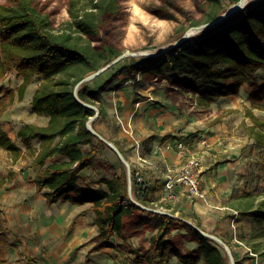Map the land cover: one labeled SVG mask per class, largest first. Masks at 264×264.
Instances as JSON below:
<instances>
[{"label":"trees","instance_id":"1","mask_svg":"<svg viewBox=\"0 0 264 264\" xmlns=\"http://www.w3.org/2000/svg\"><path fill=\"white\" fill-rule=\"evenodd\" d=\"M238 1L205 0L200 6L202 19L192 23L191 27L212 21ZM71 2L75 6L71 11L72 21L62 30L53 27L50 17L39 11L35 0H12L10 4H0V80L9 73L21 78L17 99L22 101L32 80L41 78L31 101V111L47 118L48 123L44 126L24 124L17 132V138L33 152L31 166L39 168L32 179L37 192L45 194L48 207L61 201L77 205L91 203L98 229L93 238L95 250L113 247V236L126 242L129 223L146 216L151 222L155 221L157 231L151 237L148 249L142 253L139 264H166L172 258L180 264H198L200 260L203 264H229L227 253L219 244L187 223L136 206L129 198L127 169L123 163H120V171L115 170L111 177L101 178L98 187L80 185L81 173L96 168L97 160L109 147L88 129L87 123L96 112L75 99L74 89L81 80L122 54L108 40L102 41L100 46L94 44L101 36L104 18L117 14L120 5L119 0ZM78 3L82 6L78 7ZM131 58L134 63L124 70L132 72L136 81L156 83L164 80L166 74L188 70L193 78L173 81L177 90L171 87L170 96L177 99L183 91L193 92L199 112L209 110L218 98L239 97L241 89L248 86L251 90L250 108L246 109V117L253 125L244 123L245 130L249 139L254 140L252 148L264 149V119L253 112H264V83L255 79V74L264 70V2L249 5L229 22L204 31L163 55ZM109 84L108 80L91 88L89 81L78 91L83 103L99 109L98 119L101 120L106 119L107 112L98 100L109 90ZM14 100L11 89L0 90V120ZM223 117L209 124L215 125ZM97 120L92 125L99 132L95 127ZM33 142L39 143L37 150L33 148ZM112 143L129 161L120 143L114 140ZM0 148L15 160L23 154L2 129ZM131 170L133 197L138 203L157 209L149 199V194L154 195L158 190L157 184L145 182L143 173L132 164ZM6 184V180H0V190ZM253 206L250 201L243 212H251ZM258 206L256 212L264 218V202ZM170 213L175 215L172 210ZM179 217L189 220L186 214ZM195 225L202 229L200 219L197 218ZM180 229L192 233L189 242L195 243L197 249L183 250L172 240V232ZM12 246L0 215V264H9L7 252Z\"/></svg>","mask_w":264,"mask_h":264},{"label":"rangeland","instance_id":"2","mask_svg":"<svg viewBox=\"0 0 264 264\" xmlns=\"http://www.w3.org/2000/svg\"><path fill=\"white\" fill-rule=\"evenodd\" d=\"M35 1L39 11L50 17L56 30H62L67 23L72 21L71 11L75 10V6L73 7L71 0ZM263 2L264 0H257L253 4ZM10 3L12 0H0V4ZM204 3L205 0H119L118 13L104 18L101 25V36L94 41V44L100 46L102 41L108 40L122 54L159 53L160 50L195 28L191 27V24L202 19L200 6ZM81 6L82 3H78V7ZM132 59L131 57L124 58L90 81L91 88H97L104 82L110 81L109 90L105 91L98 100V103L106 110L107 116L104 120L101 118L97 120L96 129L111 142L119 140L126 148L130 164L135 165L136 169L143 173L145 182L154 184L155 178H158V190L154 195L149 194V199L156 208L158 207L157 209L171 212L170 210L177 202L185 199L192 206L188 211L189 220L196 224L200 216L202 230L223 239L232 249L236 264H255L246 249L236 240L257 253L259 264H264L262 257L264 218L256 212L260 207L259 203L264 202V149L252 148L249 143L251 139L245 130L244 123L246 125L248 123L249 126L253 125L251 119L246 117V109L250 108V102L247 101L249 91L247 90V94L243 92L246 86L241 89L239 97H233L232 102H225L224 98H218L209 110L202 112L198 111L200 109L196 105L194 93L183 91L178 105L174 107L183 111L182 118L187 121L185 128L188 127L190 128L188 130H193V132H184L185 134L177 139L202 136L212 143L208 148L195 150L194 153V156L199 158L204 166L203 197L194 198L184 187L175 184L173 189L175 199H170L165 189L167 177L176 175L179 168L167 162L159 163L158 160L151 167L152 169H148L150 167L147 165H140L137 159L138 154L141 155L143 152L145 154L150 138L146 141L138 139H140V130L146 132L144 124L149 125L150 119L153 118L150 115L151 112L159 111L162 109L161 106L168 109L173 108L174 98L170 97L171 92L169 91L171 87L177 89L173 81L189 80L193 78V75L188 70H181L166 74L164 80L156 84L136 81L134 80L136 76H133L132 72L124 70L134 63L135 60L132 61ZM255 79L259 83H264V70L257 72ZM21 83L22 79L18 78L15 73H9L0 80V90L8 88L15 95L14 103L8 106L1 117L0 129L5 131L23 150L22 156L15 160L10 153L0 148V180L4 179L8 182L0 190V215L5 231L14 245V249L8 252L10 264H38L37 258L49 242H52L51 247L55 248L63 244L62 253L66 258L70 256L66 264H87V262L90 264H139L149 237L155 230V221L151 222L146 216H141V219L135 218L129 223L127 230L129 241H127L126 249L120 253L122 259L120 257L118 263L114 255L88 251L89 235L83 242L82 248L69 245V234L72 233L64 228V222L55 229L40 227L43 222H47L49 217L55 220L60 213L65 211V208L61 205L55 208L56 210L54 208L47 210L43 193L37 194L29 186L37 169L31 166L33 152L28 151L17 138V132L24 124L44 126L48 123V119L37 116L31 111V101L36 88L41 83V78L35 77L32 80L24 99L19 101L17 97ZM233 102L236 104L235 108H232ZM227 111L232 112L227 113ZM253 112L264 119V112L259 110ZM222 115L224 117L219 123L209 124ZM243 115L247 123L245 120L240 122ZM219 126L221 130L213 134V131H216L215 128ZM32 145L35 150L39 148L37 142H33ZM154 149L152 144V153ZM120 163L113 151L107 148L102 157L97 160L96 168L85 179L95 186L101 178L111 177L115 170L120 171ZM139 181L142 183L143 178L140 177ZM13 184L19 186L17 187L18 194L12 190ZM250 201L254 203L253 210L245 214L243 210ZM34 213L38 214L35 216ZM51 221L45 224H51ZM91 224L92 220L87 224L88 232H90ZM38 232L42 234H40L41 237ZM172 234L174 235L172 240L183 250L190 246L188 242L192 233L180 229L174 230ZM69 249H72L71 253H74H69ZM78 259H82V263L77 262Z\"/></svg>","mask_w":264,"mask_h":264},{"label":"crops","instance_id":"3","mask_svg":"<svg viewBox=\"0 0 264 264\" xmlns=\"http://www.w3.org/2000/svg\"><path fill=\"white\" fill-rule=\"evenodd\" d=\"M144 83H148V82H144ZM156 83H154V84H156ZM247 90L249 91L247 101H249V94L251 92L249 87L246 86L245 90H243V92H245V94H247V92H248ZM240 93H241V91H240ZM181 95L182 94H180L177 99L175 98L173 100V104H172L173 108L168 109L164 106H161L162 109H160L159 111H156V112L150 111L151 113L150 112L149 113H150L151 117H153V118L150 119L151 121L149 122V125L144 124V130L146 132H142L143 130H140L141 134H140V139H138V140L146 141L147 139L150 138L147 142V145H146L145 154L143 152V154H141V156L152 161L153 166H154V163L157 162L156 160H158L159 163H161V162L162 163H165V162L170 163L175 168H179L178 170L180 171L182 169L184 163H185L186 157L179 154L178 151L176 150L177 142L178 141H187L189 143H196L200 138H205V137L200 136L198 138L194 137L191 139H177V137L179 138V137L183 136L185 134L184 132H187V133L193 132V130H188L190 128H188V127L185 128L187 121H185V119L182 118L181 113H183V111H180L179 109H176L177 107H174V106L178 105V101L181 98L180 97ZM170 97H172V96H170ZM224 100H225V102H232L233 96L224 97ZM161 104L164 105V103H161ZM246 105H248V104L246 103ZM235 107H236V104H235V102H233L232 108H235ZM240 115H242V114H240ZM238 117L239 116H237V118ZM243 120H245L246 123L248 122L247 119L244 117V115L240 118V122H242ZM247 125H248V123H247ZM215 130L216 131H213V134H216L218 132V130H221V127L219 126V127L215 128ZM211 137H213V136L211 135ZM205 139H207V138H205ZM207 140L209 143V145L207 147L197 146V147L193 148V152H192L193 156H194L195 150L200 151L202 149L208 148L211 145L212 142L209 141V139H207ZM115 141L119 142V140H117V139ZM249 143L253 144L254 142H253V140H251ZM152 144L155 148L153 153L151 150ZM120 145L123 147V145L121 143H120ZM124 149L126 150V148H124ZM139 155H140V153H139ZM147 155H150V156H147ZM127 156H128V153H127ZM137 159H138V157H137ZM139 164H140V162H139ZM202 165H203V163H202ZM133 166L135 167V165H133ZM153 166H147V167H150L148 169H152L151 167H153ZM36 169H37V171H36V174H37V172L39 171V168H36ZM92 170H93L92 168L85 169L81 173V179H80V185L81 186L89 185L91 187H98L97 184L94 186L93 184H91L89 182L88 179H85V177H88V175L91 174ZM203 172H204V166H203ZM36 174H35V176H36ZM151 176H154V174L153 175L151 174ZM158 181H159L158 178H155V183L157 184V187H158ZM7 184H8V182H7ZM15 184L12 185V187H13L12 190L13 191L15 190V193L18 194L19 192L17 190V187L19 188V186H16ZM15 186H16V188H15ZM29 186L31 188H33L35 193L42 194L41 192H37L36 187L32 183V181L29 182ZM43 196H44V200H45V194L44 193H43ZM44 202H45L47 210H50L52 208L55 209L58 206L64 205L65 211L60 213L55 218V220L54 219L52 220L50 217L47 218V222L52 220L51 224H45L47 222H43V225L40 227H43L46 229L47 228L55 229L56 226H59L60 223L64 222L65 223V224L63 223L64 228H66V230H69V233H72V234H69V237H70V241L68 243L69 245L73 246L74 248H82L83 244H84L83 242H85V240L87 239V235H89V239L87 240V242L90 241V247L89 248L87 247L88 251L91 250L93 253H97V254L106 253V254L114 255L113 257L115 258V261L118 263V259L121 257L120 253L123 252L124 249H126L127 241H129V240L127 239V241L124 242L122 240H118L115 236H113L111 238L112 242L114 243L113 247L95 250L94 246H95L96 242H93V238L97 236L98 229H97V226L95 225V214L91 210V208L93 206L91 203H88L85 205H77V204H72L70 202L61 201V202H58V203L52 205L51 207H48L46 204V201H44ZM172 208L173 209H171V210L175 212V215L179 216L180 214L188 215V211L191 210L192 206L185 199H181ZM68 212H70V213L67 215ZM37 214L38 213H34L35 216ZM198 219H200L201 224H202V218L199 216ZM90 220H92V224H91L90 232H88L87 231V228H88L87 224ZM156 231H157V229H155L151 233V235L149 237V241L146 245V249H148L150 239L153 235L156 234ZM40 234L41 233L38 232L39 237H41V235H42V234L41 235ZM188 243L190 246L186 245L187 246L186 251L197 249L198 246L195 243H193V242H188ZM51 245H52V242H49L46 245L47 247L44 246L42 253L37 258L38 264H51V263H53V264H66L67 260L70 258V256L68 258H66L64 256V254L62 253L63 252V250H62L63 244L61 245V247L58 246V248H55L54 246L51 247ZM86 246H87V244H86ZM12 249H14V245L9 248L8 252ZM64 250H66V249H64ZM71 250L72 249H69V253L72 252ZM8 252H7V258H8ZM73 253H71V254H73ZM133 256H135V255L133 254ZM121 259H122V257H121ZM77 262L82 263V259H78ZM201 262H202V260H200L198 264H201ZM8 263L10 264L9 258H8ZM89 264H90V262H89ZM166 264H180V262L176 258H172Z\"/></svg>","mask_w":264,"mask_h":264},{"label":"water","instance_id":"4","mask_svg":"<svg viewBox=\"0 0 264 264\" xmlns=\"http://www.w3.org/2000/svg\"><path fill=\"white\" fill-rule=\"evenodd\" d=\"M257 0H253V1H248V0H239L237 3L231 5L223 14L219 15L218 17H216L215 19H213L212 21L205 23L201 26L195 27L192 30L195 31V33L190 34L189 32H187L186 34H184L181 38H179L177 41H175L174 43L166 46L165 48H163L162 50H160L159 53H150V52H142V53H125V54H121L118 58H116L115 60H113L110 64H108L107 66L103 67L102 69L98 70L97 72L87 76L86 78H84L83 80H81L75 87L74 89V96L75 99L77 101H79L80 103H82L84 106L88 107L89 109H92L96 112L95 116H93L92 118H90V120L87 123V127L88 129L101 141H103L115 154V156L119 159V161L121 163H123L127 169V176H128V182H129V198L130 200L138 207H140L141 209L148 211V212H152V213H158V214H162V215H166L169 216L171 218H175V219H179L185 223H187L188 225H190L191 227H193L197 232H199L200 234H202L204 237H207L211 240H213L214 242H216L217 244H219L227 253L228 258H229V264H236V260L235 257L233 255V251L232 249L229 247V245L220 237H218L217 235L208 233L204 230H202L201 228L197 227L193 222H191L190 220H187L185 218H180L177 215H174L166 210H162V209H153V208H149L146 207L140 203H138L134 197H133V191H132V170H131V164L130 162L125 158V156L123 155V153L120 151V149L111 141H109L106 137H104L103 135H101L99 132H97L94 127H93V122L96 121L99 117V109L93 105L87 104V103H83L79 97H78V91L80 89V87L86 83L89 82L93 79H95L96 77H98L99 75H101L105 70L109 69L110 67L116 65L117 63H119L120 61H122L124 58L126 57H156V56H160L163 55L171 50H174L178 47H180L182 44H184L185 42H187L188 40H190L192 37L196 36L199 33H202L204 31L207 30H211L214 29L218 26H220L223 23L229 22L231 19L235 18L239 13H241L242 11L246 10L248 8L249 5L253 4L254 2H256Z\"/></svg>","mask_w":264,"mask_h":264},{"label":"built area","instance_id":"5","mask_svg":"<svg viewBox=\"0 0 264 264\" xmlns=\"http://www.w3.org/2000/svg\"><path fill=\"white\" fill-rule=\"evenodd\" d=\"M209 145L208 140L200 138L196 143H189L187 141H178L176 144V150L179 154L186 157L185 163L180 171L174 176H168L165 184V189L169 193L170 199H175L173 189L175 184L184 187L194 198H202V174L203 165L199 158L193 156V148L207 147ZM138 160L142 166H153V162L138 154ZM241 246H243L248 254L255 261V264H259V255L254 253L251 248L244 245L241 241L236 240Z\"/></svg>","mask_w":264,"mask_h":264},{"label":"bare ground","instance_id":"6","mask_svg":"<svg viewBox=\"0 0 264 264\" xmlns=\"http://www.w3.org/2000/svg\"><path fill=\"white\" fill-rule=\"evenodd\" d=\"M248 1H253V0H248ZM189 33L193 34V33H195V31L191 30V31H189Z\"/></svg>","mask_w":264,"mask_h":264}]
</instances>
